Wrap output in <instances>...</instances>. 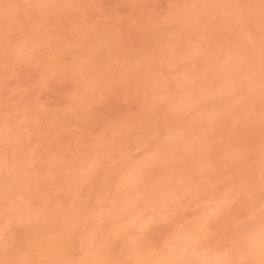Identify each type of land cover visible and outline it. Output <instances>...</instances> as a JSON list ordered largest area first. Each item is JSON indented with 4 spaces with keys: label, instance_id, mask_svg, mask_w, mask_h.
<instances>
[{
    "label": "bare ground",
    "instance_id": "obj_1",
    "mask_svg": "<svg viewBox=\"0 0 264 264\" xmlns=\"http://www.w3.org/2000/svg\"><path fill=\"white\" fill-rule=\"evenodd\" d=\"M29 1L0 0V62L3 57L11 64L27 60L26 34L42 38L51 44L40 50L39 62L48 69L37 89L46 92L53 84L62 89L53 108L38 99L4 110L0 105V262L77 258L92 264L115 259L135 264L146 258L143 252L121 247L114 254L113 249L134 232L135 218L148 210V201L180 192L181 214L191 220L181 225L182 232L194 230L199 215L235 190L233 173L255 178L257 203L250 215L258 222L264 164L259 0H189L162 17L140 9L128 18L114 15L96 23L80 10L82 5L58 0L53 15L28 23L22 34L13 33L10 20L17 8H29ZM128 1L149 5V0ZM34 2L37 16L48 13L49 0ZM239 4L250 7L235 6ZM72 7L82 13L77 12L60 38L52 28L63 25L62 17ZM57 15L62 22L43 24ZM126 26L131 36L123 30ZM138 65L147 68L142 71ZM103 84H115L119 97L99 96ZM115 101L125 108L120 114L105 118L98 113ZM145 104L167 107L173 130L167 162L150 167L138 162L149 147L115 132L121 120L134 119ZM98 134L105 139L92 147ZM237 152L243 158L231 159ZM90 161H98L94 171L88 170ZM30 201L42 205L40 239L45 246L38 257L18 250L9 231L33 218ZM260 246L256 228L247 237L246 254L235 258L258 261ZM211 257L197 247L187 258Z\"/></svg>",
    "mask_w": 264,
    "mask_h": 264
},
{
    "label": "snow or ice",
    "instance_id": "obj_2",
    "mask_svg": "<svg viewBox=\"0 0 264 264\" xmlns=\"http://www.w3.org/2000/svg\"><path fill=\"white\" fill-rule=\"evenodd\" d=\"M106 7H110L106 3ZM236 7H250L239 4ZM260 9V50L261 64L264 69V0H259ZM131 32L129 36H131ZM14 41L10 40V43ZM135 43V42H134ZM250 43L254 39L250 37ZM139 46H145L144 41ZM145 70L147 65H138ZM95 87V85H94ZM99 96L105 99H116L120 89L115 84H103L97 89ZM168 109L154 104L142 105L136 112L134 119L121 120L115 129L117 135L128 140H142L148 147L146 156L140 157L138 162L142 167L167 162L168 153L173 143V130L168 127ZM261 127L264 131V110L261 114ZM103 135H96L92 147L103 141ZM237 139L242 140V136ZM241 153H234L231 159L240 160ZM262 159H264V135H262ZM98 161H90L88 170L94 171ZM141 182H143L141 180ZM107 185L108 179L102 178ZM232 183L234 191L229 195L214 201L210 209L199 215L195 229H185L181 225L191 223L189 217L182 215L183 199L180 192L172 193L155 201L147 202V211H141L135 218L134 232L125 236L113 249L118 254L121 247L137 249L143 252L145 259L135 261V264H264V164L259 177V217L258 222L250 215L257 201L255 178L247 180L243 176L233 173ZM32 219L27 223L21 221L18 226L11 227L18 250L25 251L29 256L38 257L45 246L40 239L43 231L41 225L42 205L39 202H29ZM259 229L261 236L260 259H238L247 252V237L249 233ZM183 235V239L177 240ZM204 247L212 253L211 259L191 260L188 255L193 248ZM0 264H92L84 259L70 258L60 261H49L39 258H22L4 260ZM105 264H133L131 261L115 259Z\"/></svg>",
    "mask_w": 264,
    "mask_h": 264
},
{
    "label": "rangeland",
    "instance_id": "obj_3",
    "mask_svg": "<svg viewBox=\"0 0 264 264\" xmlns=\"http://www.w3.org/2000/svg\"><path fill=\"white\" fill-rule=\"evenodd\" d=\"M34 1L36 0L29 1V8L27 7L21 12H19V9L15 5H13L14 8H17L16 13H14L10 20L12 28L15 29L13 33L21 32L22 34V32L26 30L28 23L32 24L37 18H45L46 16L53 15L59 9L55 4L58 0H49V4L45 9V12L48 13L39 17L37 16L39 15L38 11L33 7L36 3ZM188 1L189 0H149V5L146 7L141 6L140 4H132L128 0H70L68 5H82L81 7L83 8L80 10L84 11L88 18L96 23L101 21L100 19L104 20L112 18L114 15H117L120 18H128L134 11L140 9L147 10L149 15L154 18L159 16L162 17L171 7L178 6ZM106 3L110 5V7H106ZM73 9L74 10H71L70 8L67 10L68 12L65 10L66 14L62 17L63 22L59 19V15H57L55 18L53 17L48 20L45 19L43 24L49 26L52 23H59L61 21L63 23L61 27L56 26L52 28L53 32H57L58 36L61 38L66 26L75 20L77 12L80 11H76L75 8ZM80 13L82 12L80 11ZM56 19L60 21L58 22ZM123 30L127 32L132 31L127 26ZM26 37H28L26 39L28 43L25 46V50L31 54L27 60L20 59L18 62L11 64L9 58L3 57V60L0 62V105L3 110L9 109L10 106L15 104L24 106L23 103L31 99H38L44 106L53 108L58 101V93L62 89V87L57 84L51 85L52 87L50 86L51 88L47 89L48 91L46 92L40 93L39 89H37V86L42 82L43 76L48 69L44 62H39L41 59L39 56L44 54V52H41L40 50L44 47H50L51 43L42 42V38L39 40L35 39L31 37V34H26L25 38ZM59 41L54 43L58 44L60 43ZM27 45L31 46V49L27 48ZM20 94H23L24 96L22 97L25 99L23 98L19 101L17 96H20ZM124 110L125 108L122 103L115 101L110 107L105 105L99 107L98 113L104 117L107 115L115 117Z\"/></svg>",
    "mask_w": 264,
    "mask_h": 264
}]
</instances>
